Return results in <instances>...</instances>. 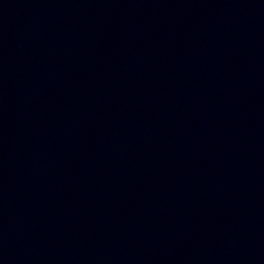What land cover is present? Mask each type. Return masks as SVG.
Instances as JSON below:
<instances>
[{
	"label": "water",
	"instance_id": "1",
	"mask_svg": "<svg viewBox=\"0 0 264 264\" xmlns=\"http://www.w3.org/2000/svg\"><path fill=\"white\" fill-rule=\"evenodd\" d=\"M0 264H264V0H0Z\"/></svg>",
	"mask_w": 264,
	"mask_h": 264
}]
</instances>
